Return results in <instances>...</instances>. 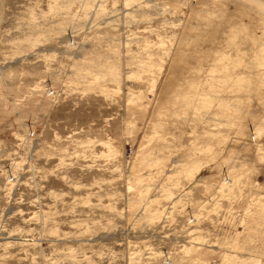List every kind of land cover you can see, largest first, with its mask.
<instances>
[{
	"label": "rangeland",
	"instance_id": "rangeland-1",
	"mask_svg": "<svg viewBox=\"0 0 264 264\" xmlns=\"http://www.w3.org/2000/svg\"><path fill=\"white\" fill-rule=\"evenodd\" d=\"M0 264H264V0H0Z\"/></svg>",
	"mask_w": 264,
	"mask_h": 264
},
{
	"label": "bare ground",
	"instance_id": "bare-ground-1",
	"mask_svg": "<svg viewBox=\"0 0 264 264\" xmlns=\"http://www.w3.org/2000/svg\"><path fill=\"white\" fill-rule=\"evenodd\" d=\"M241 34H246V35H248V40L249 39H251L252 41H255L256 42V39L258 40L259 39V34H257V30L254 28V29H248V28H242V29H240V30H236V31H231V33L229 34L230 35V38H235V37H238L239 35H241ZM245 35V36H246ZM244 36V35H243ZM258 37V38H257ZM250 40V41H251ZM233 41V40H232ZM260 41V40H259ZM251 43V42H250ZM258 44V43H257ZM260 46L261 45H257V49L259 50L260 49ZM256 47V46H255ZM262 47V46H261ZM206 55V54H205ZM241 54H239V56H240ZM208 56H210V54H208V55H206V57H208ZM210 57H213L212 58V60H213V62H214V64L216 63H221L223 60H224V58H225V56H223L222 54H220L219 52H215V53H213ZM230 59H228V61H229ZM246 60L247 59H245V60H243V59H237V60H235V61H231V64H237L238 65V67L239 66H243V65H245V67H248V66H246V64L245 63H247L246 62ZM226 61V60H225ZM212 63V62H211ZM222 64V63H221ZM227 65H228V62H227ZM232 66V65H231ZM231 66H226V67H224L225 68V71H227L226 69H229ZM253 67V66H252ZM252 67H250V68H252ZM234 68V67H233ZM256 68V67H255ZM210 69H212L211 67H210ZM210 69H209V71H210ZM234 71V70H233ZM212 75V74H211ZM230 79H232V76L231 75H229L228 76ZM233 78H235L236 80L237 79H241L242 78V76H236L235 75V77H233ZM234 80V79H233ZM229 81V80H228ZM251 136H253V135H251ZM181 166H182V164H181ZM181 166H179V167H181ZM183 167V166H182ZM189 169L191 170V167H189ZM190 170H186L187 171V174L188 173H191L190 172ZM183 171V170H182ZM182 171H180V172H182ZM184 171H185V169H184ZM135 179H138V178H135ZM134 179V180H135ZM139 181H140V178H139ZM221 187V186H220ZM222 191V190H221Z\"/></svg>",
	"mask_w": 264,
	"mask_h": 264
}]
</instances>
